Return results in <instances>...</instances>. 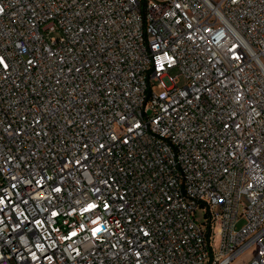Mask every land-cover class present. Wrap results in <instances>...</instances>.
<instances>
[{
  "label": "built area",
  "instance_id": "built-area-1",
  "mask_svg": "<svg viewBox=\"0 0 264 264\" xmlns=\"http://www.w3.org/2000/svg\"><path fill=\"white\" fill-rule=\"evenodd\" d=\"M251 250L264 264V0H0V264Z\"/></svg>",
  "mask_w": 264,
  "mask_h": 264
},
{
  "label": "rangeland",
  "instance_id": "rangeland-1",
  "mask_svg": "<svg viewBox=\"0 0 264 264\" xmlns=\"http://www.w3.org/2000/svg\"><path fill=\"white\" fill-rule=\"evenodd\" d=\"M179 74V70L177 67L171 68L168 71V76H167V80H169V78L171 77H177ZM179 81H180V85H182L184 83V79L183 77H179ZM198 218L201 219L203 217L202 211L198 212ZM244 224V220L241 219L239 222V227H241ZM220 243V239H217V244ZM256 252L254 250L249 251L248 253L244 254L243 256H241L240 258L234 260L231 264H248L250 262V260L253 258V256H255Z\"/></svg>",
  "mask_w": 264,
  "mask_h": 264
}]
</instances>
